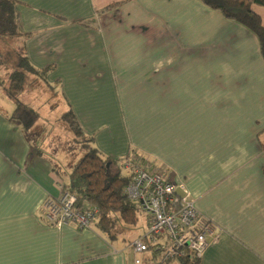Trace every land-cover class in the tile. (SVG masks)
<instances>
[{
  "label": "crops",
  "instance_id": "0c3cea01",
  "mask_svg": "<svg viewBox=\"0 0 264 264\" xmlns=\"http://www.w3.org/2000/svg\"><path fill=\"white\" fill-rule=\"evenodd\" d=\"M14 1L24 38L0 40V48L49 71L46 81L31 75L19 96L38 113L29 130L10 120L14 107L0 86V264L160 262V253L132 250L148 228L143 214L128 241L44 222L42 203L60 195L58 184L85 153L67 126L40 114L54 96L103 157L136 154L184 184L220 234L200 264H264V60L256 36L199 0ZM253 11L264 26V8ZM2 69L5 82L10 69ZM34 88L51 92L39 101Z\"/></svg>",
  "mask_w": 264,
  "mask_h": 264
},
{
  "label": "trees",
  "instance_id": "16d2710c",
  "mask_svg": "<svg viewBox=\"0 0 264 264\" xmlns=\"http://www.w3.org/2000/svg\"><path fill=\"white\" fill-rule=\"evenodd\" d=\"M206 7L218 11L226 20L236 22L252 32L259 43L260 53L264 60V26L260 17L253 11V7L264 8V0H199ZM16 2L14 0H0V40H14L24 38L17 24ZM119 4L108 6L101 13L117 9ZM9 68L10 71L0 86L6 98L13 104L10 120L16 121L24 130L32 128L38 119V113L23 104L19 96L24 90L26 75L46 81L49 68L36 70L27 57L15 48L0 49V70ZM61 119L67 124L74 142L84 149V156L71 171L68 183L63 185L70 193L77 197V208L95 209L97 220L92 225L108 240L116 239V225L118 222L133 226L137 223L138 213L126 199L124 188L131 182V175L123 173V162L130 156L121 160H111L103 157L85 139L82 130L71 110L63 113ZM264 148V145L262 146ZM134 152H131V154ZM141 161L145 159L132 154ZM159 252H155L156 256ZM177 264H200V259L187 254L183 258L170 259ZM157 263V264H165Z\"/></svg>",
  "mask_w": 264,
  "mask_h": 264
},
{
  "label": "built area",
  "instance_id": "2783aa9c",
  "mask_svg": "<svg viewBox=\"0 0 264 264\" xmlns=\"http://www.w3.org/2000/svg\"><path fill=\"white\" fill-rule=\"evenodd\" d=\"M122 166L132 178L124 188L126 199L148 220L144 237L131 245L133 252H159L161 263L187 254L201 259L220 234L198 213L184 184L173 182L161 168L134 155L129 156ZM58 186L60 195L47 197L42 203L44 222L55 228L68 225H75L78 229L90 228L97 220V211L77 208V197L62 184ZM135 264L140 261L135 260Z\"/></svg>",
  "mask_w": 264,
  "mask_h": 264
},
{
  "label": "rangeland",
  "instance_id": "374dc122",
  "mask_svg": "<svg viewBox=\"0 0 264 264\" xmlns=\"http://www.w3.org/2000/svg\"><path fill=\"white\" fill-rule=\"evenodd\" d=\"M4 72H8V70L7 69L0 70V75H1L0 77H2V74H4ZM31 80H33V77L30 74H27L26 75V82L31 81ZM40 82L41 81H36L37 84H39ZM39 90H40V88H39ZM39 90H38V88H34V92L38 93L37 98H38L39 101H40V99L43 100V96L45 95V93L51 92L50 90L48 91L47 89L44 88V92L45 93L43 94L42 91H39ZM25 91H29V87H26ZM50 101L48 100V101H45L43 103V105H42L43 110L40 112V114L41 115L42 114L43 115L46 114L48 116L49 113L50 114L52 113L53 118H56L57 120H59V121H57V123H58L59 126L61 124H63V126H67V124L61 119V117H62V115H63L64 112H60L61 111V108H59V106L57 107L58 104L60 105L61 98L59 96H57V97L54 96V99L51 102ZM46 106H49V107L53 106L54 109L53 110H50ZM75 145L79 146L77 143ZM123 171H124L123 173H127V171H125V170H123ZM135 230H136L135 227L130 226V225H127V224H124V223H122L120 221L116 225V229H115L116 234H119L118 237H120L121 235H125V237H126L125 239L127 241L129 239V237H131V236L134 235ZM174 263L176 264V261Z\"/></svg>",
  "mask_w": 264,
  "mask_h": 264
}]
</instances>
